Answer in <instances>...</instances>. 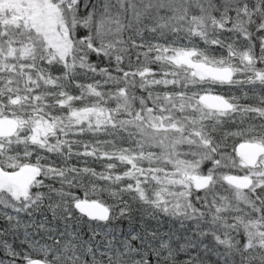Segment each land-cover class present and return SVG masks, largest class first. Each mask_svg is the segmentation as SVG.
<instances>
[{
    "label": "snow or ice",
    "instance_id": "snow-or-ice-1",
    "mask_svg": "<svg viewBox=\"0 0 264 264\" xmlns=\"http://www.w3.org/2000/svg\"><path fill=\"white\" fill-rule=\"evenodd\" d=\"M0 253L264 264V0H0Z\"/></svg>",
    "mask_w": 264,
    "mask_h": 264
},
{
    "label": "trees",
    "instance_id": "trees-1",
    "mask_svg": "<svg viewBox=\"0 0 264 264\" xmlns=\"http://www.w3.org/2000/svg\"><path fill=\"white\" fill-rule=\"evenodd\" d=\"M237 78H239V77H237ZM214 92L215 93H223L226 96L227 95H231L233 93H235L237 96H241L242 95V92H241V89H240L239 86H228V85H225L223 87L217 86L214 89ZM250 102H251L250 100H243V99L241 100V103H250ZM88 138L89 137H85V139H88ZM73 163H75V160H73ZM89 166L94 167L97 171H102L103 170V167H102V165L100 163H91ZM77 194L80 195L82 198L84 197V193L82 191H79ZM103 199H105L109 203H111L110 198H108L106 194L103 197ZM166 227H167V225H165V228ZM16 243L18 244L19 242L17 241ZM2 255L3 254L0 253V257H2Z\"/></svg>",
    "mask_w": 264,
    "mask_h": 264
}]
</instances>
